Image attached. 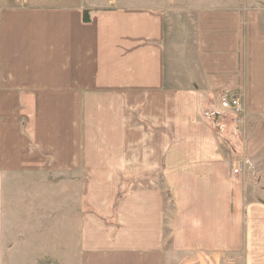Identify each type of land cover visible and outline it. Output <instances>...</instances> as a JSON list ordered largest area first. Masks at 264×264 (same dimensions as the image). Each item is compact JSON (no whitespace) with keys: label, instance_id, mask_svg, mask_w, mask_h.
Returning a JSON list of instances; mask_svg holds the SVG:
<instances>
[{"label":"crops","instance_id":"1","mask_svg":"<svg viewBox=\"0 0 264 264\" xmlns=\"http://www.w3.org/2000/svg\"><path fill=\"white\" fill-rule=\"evenodd\" d=\"M90 2L0 7V264L51 259L33 250L40 224L13 212L21 178L61 190L62 175L86 208L69 204V264H264V203L241 184L264 179V0L101 2L87 22ZM176 47L184 72L168 65Z\"/></svg>","mask_w":264,"mask_h":264},{"label":"rangeland","instance_id":"2","mask_svg":"<svg viewBox=\"0 0 264 264\" xmlns=\"http://www.w3.org/2000/svg\"><path fill=\"white\" fill-rule=\"evenodd\" d=\"M116 1L118 0H93L94 3H91L89 0H87V2H90L89 5L93 6L92 8L88 9L87 12L93 13L101 9L99 7L104 6L103 4H100L101 2H105L106 3L105 6H108V8L116 7ZM123 1L126 4L128 3V5H134L135 7L158 9L160 6L161 7L172 6L173 8H182L183 2L186 0H123ZM54 4L55 3H53V0H0V7H6L7 5L9 7H12L13 9L14 8L22 9L25 7H40L46 5L55 6ZM173 30H174L172 31L173 35L171 36L172 41L173 42L183 41L184 34L182 33V31H180V29L177 30L175 28ZM176 49L175 48L173 49L172 54L170 53V59H168L169 61L168 65L170 66V69H174L175 72L178 69L181 70V68H179L181 65L179 59L180 52L177 47ZM190 54H192V52H190ZM190 62L193 63L191 58H190ZM181 72H184V70H181ZM223 94L224 92L222 93V95L220 94L218 101H221ZM235 94L239 95V93H235ZM245 113H246V108L242 114L240 115L236 114L237 119L235 120L237 121L238 124L244 123L245 115H246ZM237 157H238L237 161H242L245 163V165H247V163L243 159L240 160L241 158H243V156L241 157L237 155ZM244 172L245 171H241L236 175L242 176L244 175ZM62 177H64L63 179L65 181H62L61 190H59L58 184L53 185L55 179L51 176H44L43 178L37 180H34L32 178H21L19 180L20 182H18L20 185L18 184L17 186V188L20 189L21 195H23V197H27L28 202L26 199L25 201L22 200V202L27 204L26 205L27 208L25 209L24 207L25 210L21 209L13 212V220L14 221H16L17 219L22 220L23 223L29 222L30 220V221L38 222L40 224V228L38 227L37 230L36 228H33L32 225L28 226V229H30V233L31 231L35 233L40 232V234L37 236L38 239L34 240L32 246L34 247L33 249L34 251L36 249L40 250V247H37V243L40 244L41 241L44 242L45 249H43L42 252L44 251L45 254H48V256L51 258V259L45 258V264H55L54 262H52L53 255L48 252L52 253L53 245H58V243L53 244V237H52L53 228L56 227H54L52 219L53 218L59 219L61 222V225L59 226L57 225L56 228L57 229L56 233L59 234L61 238L60 247H61L62 257H60L58 262L60 264H69V260L63 257V256H67L66 254L68 247V243L64 242L63 240L67 239L70 233L69 226L67 225L68 220L70 219L71 216L78 217L77 215H74L75 214L74 212L70 211L69 204H72L73 208H77L80 206L79 208L82 209L81 210L82 217L84 216L86 209L84 205L81 204L84 201V196L78 195V193L71 195L69 192L68 178L63 175ZM244 181L245 182L243 183L241 182V184L246 187L247 191L249 190V188L252 187L250 191L252 192L251 194L253 201L254 202L262 201L264 203V179L260 180L256 177V175L255 176L253 175L250 176V179L247 180L244 179ZM27 183H30L33 186L28 188L24 187L23 185L24 184L26 185ZM22 216L23 219H20V217ZM76 232L77 233L79 232L78 229L76 230ZM47 244H49V246H46ZM221 255H224V257H221L222 264H236L234 257L230 258L231 254L228 255V253L226 254L225 252H222ZM239 264L242 263L239 262Z\"/></svg>","mask_w":264,"mask_h":264},{"label":"built area","instance_id":"3","mask_svg":"<svg viewBox=\"0 0 264 264\" xmlns=\"http://www.w3.org/2000/svg\"><path fill=\"white\" fill-rule=\"evenodd\" d=\"M221 108L228 112L236 114H242L245 111V105L241 94H235L230 91L224 92L220 101ZM245 163L242 161H236L232 163V173L237 174L245 170Z\"/></svg>","mask_w":264,"mask_h":264},{"label":"trees","instance_id":"4","mask_svg":"<svg viewBox=\"0 0 264 264\" xmlns=\"http://www.w3.org/2000/svg\"><path fill=\"white\" fill-rule=\"evenodd\" d=\"M85 20L88 22L90 20V16L88 14V12L86 11L85 12Z\"/></svg>","mask_w":264,"mask_h":264},{"label":"bare ground","instance_id":"5","mask_svg":"<svg viewBox=\"0 0 264 264\" xmlns=\"http://www.w3.org/2000/svg\"><path fill=\"white\" fill-rule=\"evenodd\" d=\"M234 115V114H233Z\"/></svg>","mask_w":264,"mask_h":264}]
</instances>
